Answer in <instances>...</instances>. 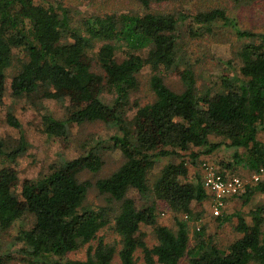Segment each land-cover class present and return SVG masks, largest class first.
<instances>
[{"label":"trees","instance_id":"1","mask_svg":"<svg viewBox=\"0 0 264 264\" xmlns=\"http://www.w3.org/2000/svg\"><path fill=\"white\" fill-rule=\"evenodd\" d=\"M92 1L100 6L80 26L63 5L0 0V105L9 89L15 96L43 89L44 96L67 101L62 118L44 117L49 136L68 147L72 123L116 125L123 135L112 137L113 148L121 150L123 161L107 177L83 179V172H97L104 164L93 137L80 144L84 153L61 154L38 178L21 180L16 166L26 146L21 141L7 154L14 165L0 169V228L19 223V251L32 264H180L184 258L189 264H264V205L252 211L251 221L236 213L241 236L225 250L208 248L205 226L192 236L189 226L201 218L194 205L210 198L204 175L190 168L205 162L202 155L234 147L232 159L217 169L224 176L242 168L249 174L238 175L248 177L264 166V141L258 136L264 127V1L205 0L187 11L166 12L159 4L175 0H131L136 6L123 13L122 0ZM233 1L246 10L255 5L257 17L243 21L241 14L232 15ZM232 30L233 41L244 40L236 50L237 67L228 61L215 81L200 83L205 76L199 57L179 64L186 38L225 42ZM67 34L72 41H64ZM10 67L15 72L9 83ZM147 67L151 72L145 76ZM166 75L177 78L181 89L170 86ZM141 86L153 98L135 100L128 119L130 93ZM105 92L114 98H103ZM5 121L21 127L11 112ZM173 156L181 160H167ZM93 188L107 204L88 202ZM131 190L141 199L130 196ZM261 191L264 180L248 184L239 197L249 202ZM160 204L174 213L176 228L158 221ZM144 227H152V235ZM87 244L85 256H69ZM13 260L0 245V264Z\"/></svg>","mask_w":264,"mask_h":264},{"label":"rangeland","instance_id":"2","mask_svg":"<svg viewBox=\"0 0 264 264\" xmlns=\"http://www.w3.org/2000/svg\"><path fill=\"white\" fill-rule=\"evenodd\" d=\"M36 2H44V3H52L56 6L63 5L65 8L69 10V15L72 19V23H77L82 26V22L85 18H90V16L97 10L100 6V2L98 6L95 5V2L92 0H35ZM120 1V0H114ZM124 1V6L121 10L124 12H128L133 6L131 0H122ZM214 3L215 0H212ZM227 1V0H225ZM264 1V0H263ZM138 2V0H136ZM156 4L157 1L152 0ZM234 7L231 6L232 15L241 14L245 19L243 21H249L250 18L257 17V7L254 5L251 9H245L248 7L243 5V3H237L233 1ZM142 5L141 2H139ZM195 4H204L205 0H175V2H171L166 6V4H159L162 11H170L172 8L176 11H182L187 9H191ZM256 4V3H255ZM129 5V6H126ZM159 8V7H158ZM115 9V8H112ZM123 13V12H122ZM248 15V16H247ZM81 22V23H79ZM229 34V33H228ZM230 39H226L225 42H213L208 44L204 42L203 44L199 42L189 41L191 38H186V44L184 47H181L179 53V64L183 66V62L191 61L194 63L196 59L199 57L201 74L203 80L200 83L210 82L212 80H216L217 76L221 75L224 68L229 66L228 61L231 62V65H240L239 56L236 55L237 48L244 41H233L234 40V32L232 30V34L230 33ZM64 41H72V38L69 34L66 35ZM196 43V44H194ZM197 49V50H196ZM19 52V49L15 50ZM99 69V68H96ZM151 69L148 67L143 70V74L145 76L148 75ZM233 70V69H232ZM15 72L14 67H10L8 69V82L10 83L12 80L13 73ZM165 80L176 90H180L182 84L179 83V80L171 75H166ZM11 90L7 92L6 97L3 100V105H0V117L3 118L0 122V169L14 165L11 159L8 157V153L13 151L21 141L26 145L24 150L17 156L16 166L18 169V175L21 180L25 178L36 179L42 173H44L48 166L55 162L56 159L62 154L63 157L66 158H74L85 152V149L81 148L80 144L92 139V145L96 139H99L96 142V151L102 155L104 164L102 169L93 172L87 170L82 173L83 179H88L93 182L97 181L100 178H104L113 173L122 163L123 156L121 150L117 148H113L112 137L122 136L123 132L118 129L116 125H107L100 121L94 122H86L83 124L72 123L70 124V135H71V144L70 146H64L60 141H58L55 137L49 136L45 132V121L44 117L48 115H53L57 118H62L66 112L67 101H57L56 99L49 98L44 96L43 89L38 90L35 93L30 95H21L15 96L11 94ZM103 98L113 99L114 95L109 92H105L102 96ZM153 98V93H149L147 86H141L139 89H134L130 93V105L127 107V116L128 119L131 118L136 108L133 106L135 100L139 99L140 101H149ZM7 112H11L15 115L20 121L21 127H14L5 121V114ZM259 138L264 141V127L262 131L259 133ZM212 142L223 141L221 137L210 136ZM235 148L234 147H226L222 145L210 155H202V159L206 162H210L218 169L221 167L220 163L222 161L228 162L232 159L234 155ZM175 162H179L181 159L178 156L168 157L167 160L171 159ZM167 160H163L157 167L154 169L155 172L159 171V168L167 162ZM12 163V164H11ZM191 171L195 173V171L202 175H204V170L202 164L196 166H190ZM230 173L243 174L248 175L249 173L242 168L236 171H229ZM246 175V176H247ZM132 197H137L139 199L140 196L136 190H131L129 193ZM88 202L93 205H105L107 202L105 201L104 195L99 194L97 189L93 188L89 195ZM146 200H143L144 204ZM264 205V191L257 192L253 194L249 202H245L244 198H240L236 196L233 199H229L227 201L226 207L221 212V216L223 217H231L230 220H225L220 222L216 216L212 215L209 209V201L206 200L203 205H194V209L201 211V218L199 220H190L189 226L192 230V234L194 230H198L199 227L205 226V230L203 232L202 239L206 241L208 248H212L216 246L220 249H227L228 246L235 241L239 236H241L237 230L235 225L238 223V217L236 213H242L243 216L248 221H251V214L257 207ZM158 221L162 224L171 226L176 228V222L174 219V213L170 212L164 205L158 206L157 208ZM19 229V223H16L12 227L8 229L0 228V245L3 248V251L6 253H11L14 257L12 264H32L25 259L24 255L19 251L22 247L20 241L16 239L17 231ZM145 230L152 235L153 228L152 227H144ZM150 242H153L154 239L148 238ZM192 244H194L193 237L191 238ZM88 245L82 247L78 251L70 253V257H83L86 255V251L88 249ZM141 264V261L139 262ZM180 264H189L187 258L181 260Z\"/></svg>","mask_w":264,"mask_h":264},{"label":"built area","instance_id":"3","mask_svg":"<svg viewBox=\"0 0 264 264\" xmlns=\"http://www.w3.org/2000/svg\"><path fill=\"white\" fill-rule=\"evenodd\" d=\"M202 166L204 186L210 196L208 198L209 209L211 214L216 217L220 216L230 198L245 193L248 184L264 180V166H261L256 172L250 173L248 177L238 174L224 176L217 167L206 161Z\"/></svg>","mask_w":264,"mask_h":264}]
</instances>
